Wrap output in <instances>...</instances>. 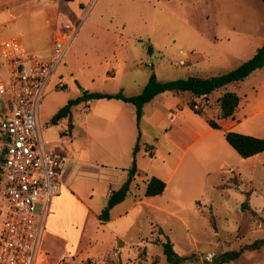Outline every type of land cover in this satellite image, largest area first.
<instances>
[{
    "label": "rangeland",
    "instance_id": "obj_1",
    "mask_svg": "<svg viewBox=\"0 0 264 264\" xmlns=\"http://www.w3.org/2000/svg\"><path fill=\"white\" fill-rule=\"evenodd\" d=\"M61 14L69 17L77 33L45 93L40 125L47 150L67 153L66 166L77 159L78 168L71 178V197L62 203L56 216L53 202L50 204L42 243L41 255L46 256L43 264H87L89 259L99 264H169L159 244L165 236L186 259L184 264H206L216 255L264 238V153L243 159L222 131L205 133L207 119L220 120L219 98L235 92L242 100L233 131L264 139V68L253 72L239 87L228 86L196 99V109L202 110L205 118L189 108L179 111V119L202 137L161 196L147 197L145 181L157 177L166 182L184 151L175 139V143L168 140L154 128L155 107L146 108L144 136L135 118L126 134L114 136L99 130L97 116L112 114L108 105L113 102L107 100L82 103L72 109V138L63 134L68 132V119L57 126L51 124L58 110L80 97L82 90L109 94L123 91L133 96L146 86L152 72L161 82H167L235 70L264 43V2L0 0V44L19 36L28 50L36 45L34 51L43 52L39 50L54 44L59 29L73 31L60 25ZM31 34L37 37L36 42ZM150 46L153 53L148 51ZM6 81L0 55V82ZM164 97L176 96L164 94L159 99ZM182 97L184 103L190 99L188 94ZM86 107L92 109L91 114ZM190 117L198 123H192ZM161 127L172 128L171 120ZM180 129L183 127L176 125L170 135L180 139ZM181 141L187 146L188 142ZM137 144L142 150L134 155ZM153 146L159 148L156 156L152 155ZM169 154L172 157L168 158ZM218 155L225 156L223 168H219ZM99 167L104 169L100 175ZM134 167L139 174L133 180L131 195L112 210L110 223L102 225L98 216L107 205L109 191L128 182L129 170ZM118 171L121 174L116 181ZM248 191L253 192V208L244 211ZM42 207L39 202L37 216ZM4 212L0 214V231ZM210 215L215 217L217 230L210 223ZM251 222L254 226L250 230ZM114 234L126 243L124 247L119 248ZM69 252L73 256L59 260ZM211 253L215 255H208ZM228 264H264V247L247 251L237 262Z\"/></svg>",
    "mask_w": 264,
    "mask_h": 264
},
{
    "label": "built area",
    "instance_id": "obj_2",
    "mask_svg": "<svg viewBox=\"0 0 264 264\" xmlns=\"http://www.w3.org/2000/svg\"><path fill=\"white\" fill-rule=\"evenodd\" d=\"M59 20L73 31L59 29L48 54L27 51L18 37L0 44V264H40L50 204L64 185L67 159L47 150L40 125L45 93L77 33L68 16Z\"/></svg>",
    "mask_w": 264,
    "mask_h": 264
},
{
    "label": "trees",
    "instance_id": "obj_3",
    "mask_svg": "<svg viewBox=\"0 0 264 264\" xmlns=\"http://www.w3.org/2000/svg\"><path fill=\"white\" fill-rule=\"evenodd\" d=\"M50 1H63L72 2L73 0H50ZM264 2V0H262ZM149 53H153V47L148 48ZM264 68V43L257 50L256 54L244 62L235 70H232L226 74L219 76H192L186 79H179L174 81L161 82L156 74L152 72L148 83L143 88V90L134 96H126L123 92L109 94L102 92H89L84 91L82 95L76 99L70 100L65 106L58 110V112L51 119V124L54 126L69 120L68 132L63 133L64 136L69 135L73 137L74 124L71 121V111L74 107L82 104L88 103L94 100H119L127 104H131L135 107L136 111V121L139 126L144 115V108L157 96L164 93H173L175 95L182 96L183 94H188L190 99L186 102L187 107L192 110L195 114L202 116L203 111L196 109L197 103L196 99L207 98L222 90L228 86H238L244 82L253 72ZM242 98L235 92H226L219 98L220 114L219 119L228 120L234 119L237 113ZM210 127L214 129H220V126L213 119H207ZM225 139L227 143L243 158L249 159L251 157L257 156L264 153V139L252 137L237 132L229 131L225 133ZM141 149L140 144H137L133 154L136 155ZM61 157H64V153L56 152ZM137 172V168L129 170V176L133 181L134 176ZM131 184L132 182H125L119 189L112 191L109 196L108 202L102 213L98 216L101 222H108L110 220L111 211L123 203L126 198L131 194ZM166 189V183L157 178L151 177L147 181L145 195L147 197H155L162 195ZM252 191L246 192V201L242 206L244 211L250 210V197ZM210 223L217 230L216 220L213 215H210ZM163 249V253L169 264H183L186 259L180 256L174 249V245L171 240L165 236L164 241H159ZM264 247V238L256 240L255 242L242 246L239 250H230L223 252L219 255L213 257L211 262L206 264H228L232 262H237L241 256L247 251H257ZM87 264H99L93 262L91 259Z\"/></svg>",
    "mask_w": 264,
    "mask_h": 264
},
{
    "label": "crops",
    "instance_id": "obj_4",
    "mask_svg": "<svg viewBox=\"0 0 264 264\" xmlns=\"http://www.w3.org/2000/svg\"><path fill=\"white\" fill-rule=\"evenodd\" d=\"M30 36H31V38H32L33 41H35V42L37 41V37H34L33 34H31ZM13 37L20 38L19 36H13ZM56 37H57V34H56ZM20 40H21L23 46L25 47V44L23 43V41H22L21 38H20ZM55 41H56V39L54 40V44H55ZM54 44L50 48L40 49L39 51H43V52H40V53L48 54L51 51V49L53 48ZM34 48H36V45H35V47L34 46H31L30 47V50L31 51L28 50L25 47V49L27 51H29V52H35L34 51L35 50ZM139 93H136L135 95H137ZM164 94H165V96H168V94H172L173 96H176V97L180 98V100L179 101H175V99H172V98H176V97H169L168 99L164 97V99H159L161 96H164ZM164 94H161V95L157 96L154 100H152L149 104H147L145 106V108H144V115H143V118L141 120V123H140L139 127L141 128L142 136H144V133L145 132L143 130L142 124H144V122H148L147 121V117H146V108L148 106L155 107V111L156 112H155V115H154V119L156 120V122H155V125H154L155 127L154 128L160 134H163L164 136H166V138L168 140H171L174 143L176 141L177 146H179L184 151L183 154L181 155V157L178 159V161H177V159L175 160V161H177L176 162L177 164H176L175 168L172 170L170 177L165 182L166 183V189L164 191V193H165L166 190L168 189L171 181H172L173 174L178 170L179 166L183 163V161H184L187 153L189 152V150L192 148V146L194 144H196L199 141V139L202 137V135L197 134V132H196V130L194 129L193 126H187L181 119H179V111L183 112L185 109L188 108L187 105H186V103H184V101H183V97L182 96H179V95H175L173 93H164ZM94 101H96V100H94ZM97 101H100V100H97ZM107 101L113 102V103H109L110 105H108V107L112 111V114H111V116H101V117L100 116H97V119H96V124H97L96 126H97V128L99 130H101L103 133H109V134L114 135V136L128 133L129 132V129H130V123L132 125V121L136 119L135 107L133 105H131V104H127V103H124V102L119 101V100H107ZM88 103H90V102H88ZM88 103H86V104H88ZM131 108H134V109L132 110ZM86 110L90 114L92 113V109L91 108L86 107ZM238 111H239V109H238ZM238 111H237V113H238ZM236 114H235V116H236ZM200 117H203V116H200ZM194 118L195 117H192V118L190 117L192 123H198V120L197 119H194ZM203 118H205V117H203ZM166 120H171V126H172V128L169 129V128H166V127H164V128L161 127V125L163 124V122H165ZM224 122L227 123L226 126L223 125ZM231 122H234V123H231ZM206 123L208 124L207 120H206ZM217 124L220 126V129H214V128L210 127L209 124H208L209 128L207 129V131H205V133L212 132L213 130L222 131L224 133V138H225V133L226 132H229V131H233L234 127L237 125L236 124V121L234 119H228V120L220 119L217 122ZM176 125H180V126L183 127V129H180V134H181L180 139L179 138H175V137H173V136L170 135V131L173 128H175ZM74 129H75V125H74ZM88 132H89V122L86 121V135H89ZM73 133H74V130H73ZM174 139H175V141H174ZM181 139H183L185 142H188L187 146L185 144H183V142L181 141ZM145 145H149V144L148 143H145ZM211 145L212 146H215L216 144L211 142ZM141 150H142V148L140 149V151ZM151 151H152V155L156 156L157 153L159 152V148L157 146H155V147L153 146V148L151 149ZM201 152L203 154V150ZM172 155L173 154H169L168 155V158L169 157H172ZM65 157H66V159L69 158L68 155H67V153H66V156ZM168 158H165V159H168ZM194 158H197V155H195ZM251 158H253V157H251ZM216 160H217V162L219 164V168H223L224 165H225V163H226L225 156L224 155L223 156H219L218 155L217 158H216ZM77 168H78V160L77 159H75V160L74 159H71L70 162H69V164L66 166V173H65V177H64V185L62 187L61 193L52 200V202H53V216H56L58 214V212L60 210V206L62 205V203L64 201L67 200V197H71L70 194L68 193V191L70 190V188H71V186L73 184V182L71 183V178L73 176L74 171ZM102 170H104L103 167H99L98 168L97 172L99 173V175L101 174ZM120 174L121 173L118 171L117 172V176H116V179H117L116 181H118L120 179ZM138 174H139V172L137 170V172H136L133 180H135L138 177ZM130 181H131V178L129 176V181L128 182H130ZM147 181L148 180L145 181L146 185H147ZM132 183H133V181H132ZM123 184H121L117 189H119ZM131 190H132V184H131ZM112 191H114V190H110L109 191V196L112 193ZM145 191H146V189H145ZM159 196H161V195H159ZM251 198H252V195L250 197V205H251ZM108 199H109V197H108ZM173 199H179V198L178 197H175ZM178 201H180V200H178ZM194 201L197 202V198H195ZM251 208H253L252 205H251ZM169 209H170V206L167 203L166 204V210L168 211ZM198 209H201V206H199ZM170 214L171 215H175L172 212ZM100 223L102 225H105L106 223L107 224L110 223V220L108 222H101L100 221ZM250 224H251V228H250V230H251L253 228V226H254V223L251 222ZM114 238H115L116 244L117 245H120L119 248L124 247L126 245V243L123 240H121V238H120V236L118 234H114ZM174 249H175V247H174ZM114 254L116 255V254H120V253H114ZM208 255H215V254L211 253V254H208ZM67 256H73V254L69 252L67 255L62 256L59 260H63ZM45 257L46 256H44V255L41 256L40 264H43L44 263Z\"/></svg>",
    "mask_w": 264,
    "mask_h": 264
},
{
    "label": "water",
    "instance_id": "obj_5",
    "mask_svg": "<svg viewBox=\"0 0 264 264\" xmlns=\"http://www.w3.org/2000/svg\"><path fill=\"white\" fill-rule=\"evenodd\" d=\"M82 92H84V90H82Z\"/></svg>",
    "mask_w": 264,
    "mask_h": 264
}]
</instances>
